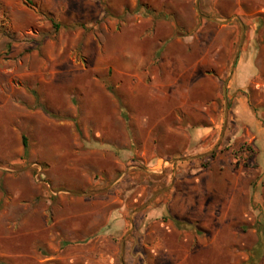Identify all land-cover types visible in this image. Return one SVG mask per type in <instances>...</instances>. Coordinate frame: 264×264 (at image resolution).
<instances>
[{
	"label": "rangeland",
	"instance_id": "1",
	"mask_svg": "<svg viewBox=\"0 0 264 264\" xmlns=\"http://www.w3.org/2000/svg\"><path fill=\"white\" fill-rule=\"evenodd\" d=\"M30 1L0 0V264H264V0ZM188 167L211 215L168 209Z\"/></svg>",
	"mask_w": 264,
	"mask_h": 264
},
{
	"label": "crops",
	"instance_id": "2",
	"mask_svg": "<svg viewBox=\"0 0 264 264\" xmlns=\"http://www.w3.org/2000/svg\"><path fill=\"white\" fill-rule=\"evenodd\" d=\"M171 68H172V66L170 67V65H169L168 70L170 69V71H171ZM172 95H174V92H172ZM166 100H169V97ZM239 107H240V105H237V107H236L237 110H240ZM191 129L192 130H189L190 131L189 132L190 139L194 140L197 138L198 141L200 140V138L202 136L207 135L212 130L210 126H206L203 124L202 125H194ZM156 142H159V141H157V139H156ZM132 143L133 144L135 143L134 139H131L130 137H128L127 139H125L124 145L119 146V149L121 150V156L123 158L131 157L133 150H136L135 144L132 145ZM195 147L196 146H193V148L189 149L188 151H190V150L193 151V149L195 150ZM164 148L170 149L173 152L170 151L168 153H166V152L163 153ZM176 149H177V151H175ZM187 149L188 148L184 147V144L180 145V147L178 146L177 148H175V147L171 148L170 145H167L165 147V144L161 145V143H160V144L156 145L155 150H156V157L161 158L163 156H168V155H171V156L173 155L174 157H177L180 155V153L186 152ZM161 150H162V152H161ZM211 150L212 149H210V151ZM205 152H208V151H205ZM175 155H177V156H175ZM130 167H132V166L130 165ZM194 172H196V167H194L193 169H191V167L186 168L183 171L182 175H180V177L178 179L177 187L176 188H175V186L172 187L173 193L169 194L170 199H169V202L167 203L169 211H171L169 205H171V203L177 202L179 205H181V206L183 205L184 207H186V206H195L196 207L197 205H199V206L204 205L205 210L207 211L206 213L211 215V212L209 210L211 207H209V206H212L215 204L214 199L212 197L209 198V196L212 194L211 193L212 188H211V186H209V187L205 186V189H207L208 191L210 190V194L207 193V196H204L202 198L203 201L201 200V198H198L199 196H197L198 195L197 191H199V187L197 184L199 182V178H198V174L194 173ZM191 178H193L192 183H191ZM184 179L187 181V183L183 182ZM203 189H204V187H203ZM166 196L168 197V194ZM160 208H161V206H158V208H155L153 211H156V209H160ZM180 212L182 213L183 210H180ZM150 216L151 215H146L145 222H147V220L150 218ZM212 216H213V214H212ZM194 218H196V217H194ZM229 218H230L229 215L225 212L214 214V219L219 220V221L229 220ZM97 221L98 220H95V218L92 219L89 222L88 228H93L94 223L95 222L97 223ZM113 223L114 224H112V226H111L112 228L115 229V228L121 227V225L123 223V219L118 218V219L114 220ZM56 259H58L57 255H51V257L48 258V261L54 262V264H56L55 263ZM61 260H62V258H61Z\"/></svg>",
	"mask_w": 264,
	"mask_h": 264
},
{
	"label": "trees",
	"instance_id": "3",
	"mask_svg": "<svg viewBox=\"0 0 264 264\" xmlns=\"http://www.w3.org/2000/svg\"><path fill=\"white\" fill-rule=\"evenodd\" d=\"M23 1L25 3L27 2L28 4L31 3L30 0H23ZM54 26L56 27L57 25H54ZM42 109H44V108L42 107ZM22 146H23V156L27 157V155H28V140H27L26 135H22Z\"/></svg>",
	"mask_w": 264,
	"mask_h": 264
}]
</instances>
